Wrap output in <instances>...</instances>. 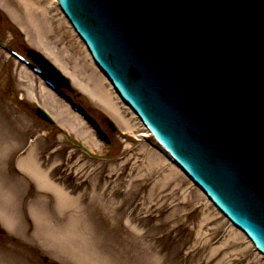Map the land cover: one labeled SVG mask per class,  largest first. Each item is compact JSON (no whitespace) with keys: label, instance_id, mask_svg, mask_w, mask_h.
I'll return each instance as SVG.
<instances>
[{"label":"rangeland","instance_id":"1","mask_svg":"<svg viewBox=\"0 0 264 264\" xmlns=\"http://www.w3.org/2000/svg\"><path fill=\"white\" fill-rule=\"evenodd\" d=\"M0 7V34L21 51L36 47L57 61L72 78L78 103L116 127L105 121L115 144L102 141L40 77L0 48V185L11 195L0 196V264H264L248 237L140 136L145 129L136 116L127 123L98 101L93 90L103 79L87 65V50L64 20L49 21L26 0H0ZM38 104L63 128L38 120L29 108ZM29 143L70 201L40 190L18 166ZM230 231L237 234L228 237Z\"/></svg>","mask_w":264,"mask_h":264},{"label":"water","instance_id":"2","mask_svg":"<svg viewBox=\"0 0 264 264\" xmlns=\"http://www.w3.org/2000/svg\"><path fill=\"white\" fill-rule=\"evenodd\" d=\"M60 2L116 88L264 252V0Z\"/></svg>","mask_w":264,"mask_h":264},{"label":"bare ground","instance_id":"3","mask_svg":"<svg viewBox=\"0 0 264 264\" xmlns=\"http://www.w3.org/2000/svg\"><path fill=\"white\" fill-rule=\"evenodd\" d=\"M26 1L29 6H32L36 9H40L41 10L40 12H42L46 18L51 19L52 15L48 14V10L51 7L50 3L48 5H45L41 2V0H26ZM88 56H89V59L91 60L90 62L91 64L88 63L87 65L88 66L94 65L93 67H96L92 57L90 55ZM98 84L100 85L101 89L94 88L93 90L98 101L105 106L107 111L110 112L112 116L120 120L122 119L123 121H126L127 123H129V120H132V118L135 117L134 111L126 103H123L121 101L120 96L117 94V92H115V90H112V85L107 83L106 80L105 82L103 83L100 82ZM106 84L108 85V87ZM103 85L105 86V88H103ZM50 93L53 94L52 91H50ZM126 109H128L129 112L126 111ZM73 121L76 126L80 124L78 118L76 117L73 118ZM149 134H150L149 130H146L145 132H142L140 135L147 136ZM152 154L155 155V152H152ZM159 158L161 159V157ZM20 165L22 166V168H24V170H26L29 173L31 177H33L36 180L38 187L41 188L40 190L52 191L53 193L57 194V196L59 197L61 201L65 199L69 200L70 196L66 192H64L65 190L60 186V184H56L52 182L50 178L46 175L43 168H41L38 160L35 157V152L33 149L28 150L27 153L23 157H21ZM190 180L193 182V184H195V182L192 179ZM7 191L8 190H6V187L0 185V192H1L0 196L10 197L11 195H9ZM187 196H188V193H186V197ZM208 218L209 217H206L203 221L207 220ZM227 234H228V237H232L234 234H237V233L235 231L233 232L230 231ZM222 242L223 241H221V244H219V246L223 244Z\"/></svg>","mask_w":264,"mask_h":264},{"label":"crops","instance_id":"4","mask_svg":"<svg viewBox=\"0 0 264 264\" xmlns=\"http://www.w3.org/2000/svg\"><path fill=\"white\" fill-rule=\"evenodd\" d=\"M57 62V61H56ZM58 63V62H57Z\"/></svg>","mask_w":264,"mask_h":264}]
</instances>
